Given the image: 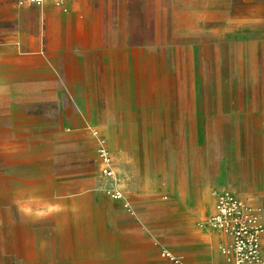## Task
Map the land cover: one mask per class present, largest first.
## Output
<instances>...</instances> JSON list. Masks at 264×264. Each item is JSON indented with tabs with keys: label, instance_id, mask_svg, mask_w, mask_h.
Instances as JSON below:
<instances>
[{
	"label": "rangeland",
	"instance_id": "1",
	"mask_svg": "<svg viewBox=\"0 0 264 264\" xmlns=\"http://www.w3.org/2000/svg\"><path fill=\"white\" fill-rule=\"evenodd\" d=\"M79 1L0 64V264H236L224 200L264 264V0Z\"/></svg>",
	"mask_w": 264,
	"mask_h": 264
},
{
	"label": "crops",
	"instance_id": "2",
	"mask_svg": "<svg viewBox=\"0 0 264 264\" xmlns=\"http://www.w3.org/2000/svg\"><path fill=\"white\" fill-rule=\"evenodd\" d=\"M126 1L128 0H124V2ZM210 1L211 4H216L217 2L216 0ZM64 2L65 4L62 7L52 2L46 3L42 6H32L27 4L25 6H19L16 0H0V64L2 65V60L7 59L8 56H15L16 58H18L20 51L22 52L27 50L25 36H27L28 34L33 37V44H35V47L32 48V50H40L38 48V44L43 34L42 28L44 24L43 20H45V18L48 20L49 26L51 28L53 26L57 27L59 26L60 19H75V17L77 16V10H86L87 8H83L79 0H65ZM87 9L91 10V7L88 6ZM94 9L102 10V7L99 6ZM31 10L35 11V15L31 24V28L28 29L25 25V21H23L22 19V14L31 12ZM79 20L80 23L81 21L84 22L81 19ZM95 57L100 59H104L106 57L116 58V54L108 50H103L99 52V54L95 55ZM118 185L124 186L123 180H118ZM219 237L223 242L230 241V237L223 232L219 235ZM211 264L228 263L224 262L220 256H216Z\"/></svg>",
	"mask_w": 264,
	"mask_h": 264
},
{
	"label": "built area",
	"instance_id": "3",
	"mask_svg": "<svg viewBox=\"0 0 264 264\" xmlns=\"http://www.w3.org/2000/svg\"><path fill=\"white\" fill-rule=\"evenodd\" d=\"M36 3H43L48 0H31ZM56 3H60L61 0H52ZM223 212L219 220L221 225L226 228H230L231 232L235 236V258L236 264H246L247 262H251L255 259L259 258L260 255V244L257 231L252 229L249 225L245 223L240 224H231L229 218L226 216L227 212L232 210V204L229 201H223ZM171 261L173 264H185L184 259L179 255H171Z\"/></svg>",
	"mask_w": 264,
	"mask_h": 264
},
{
	"label": "bare ground",
	"instance_id": "4",
	"mask_svg": "<svg viewBox=\"0 0 264 264\" xmlns=\"http://www.w3.org/2000/svg\"><path fill=\"white\" fill-rule=\"evenodd\" d=\"M57 5H61V2L60 3H56Z\"/></svg>",
	"mask_w": 264,
	"mask_h": 264
}]
</instances>
